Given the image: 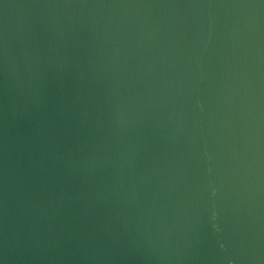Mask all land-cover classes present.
Here are the masks:
<instances>
[{
    "label": "water",
    "instance_id": "water-1",
    "mask_svg": "<svg viewBox=\"0 0 264 264\" xmlns=\"http://www.w3.org/2000/svg\"><path fill=\"white\" fill-rule=\"evenodd\" d=\"M0 264H264V0H0Z\"/></svg>",
    "mask_w": 264,
    "mask_h": 264
}]
</instances>
